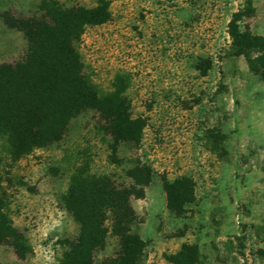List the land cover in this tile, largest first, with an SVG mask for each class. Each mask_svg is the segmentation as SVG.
Listing matches in <instances>:
<instances>
[{
    "label": "rangeland",
    "instance_id": "374dc122",
    "mask_svg": "<svg viewBox=\"0 0 264 264\" xmlns=\"http://www.w3.org/2000/svg\"><path fill=\"white\" fill-rule=\"evenodd\" d=\"M105 1L107 20L84 28L78 51L100 89L126 79L141 140L114 151L98 113L86 110L61 140L16 161L0 155V206L29 249L21 259L0 244V264H59L65 239L78 232L62 203L74 165L127 186L136 158L149 170L131 198L142 264H172L183 244L196 246L194 264H264V0ZM39 2L0 0V13L34 14ZM25 48L22 32L0 17V63ZM107 243L100 255L115 239Z\"/></svg>",
    "mask_w": 264,
    "mask_h": 264
},
{
    "label": "trees",
    "instance_id": "16d2710c",
    "mask_svg": "<svg viewBox=\"0 0 264 264\" xmlns=\"http://www.w3.org/2000/svg\"><path fill=\"white\" fill-rule=\"evenodd\" d=\"M0 17L26 40L20 59L0 63V155L16 161L34 148L61 140L71 119L86 110L98 113L114 151L121 142L139 144L144 122L130 115L123 93L126 79L116 76L110 89H100L84 71L78 51L84 28L107 20L105 0H97L93 7L40 0L34 14L4 10ZM257 40L254 37L249 44ZM238 47L243 54V44ZM126 175L132 180L127 186L108 173L90 172L86 164L74 165L62 203L78 232L65 239L59 264H142L146 243L133 230L138 215L131 198L140 196L149 170L136 158ZM109 237L115 239V246L110 254L100 255ZM6 243L18 258L29 252L26 238L0 206V244ZM196 255V246L183 244L170 261L194 264Z\"/></svg>",
    "mask_w": 264,
    "mask_h": 264
}]
</instances>
